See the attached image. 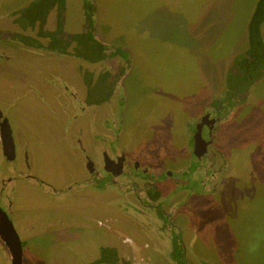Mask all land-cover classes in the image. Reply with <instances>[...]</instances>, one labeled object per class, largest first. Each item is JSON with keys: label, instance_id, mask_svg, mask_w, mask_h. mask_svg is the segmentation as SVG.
I'll use <instances>...</instances> for the list:
<instances>
[{"label": "rangeland", "instance_id": "rangeland-1", "mask_svg": "<svg viewBox=\"0 0 264 264\" xmlns=\"http://www.w3.org/2000/svg\"><path fill=\"white\" fill-rule=\"evenodd\" d=\"M95 1L104 38L142 50L122 77L121 100L113 99L109 106L101 104L95 110L93 105L85 106L84 114L80 111L70 118L74 106L63 115V100L72 97L65 85L82 92L80 72L86 67L95 77L109 72L116 78L124 60L89 65L58 55L60 61H51L17 38H4L6 32L12 37L18 30L7 12L28 0H0V20L7 21L0 23V110L16 146L13 160L1 159L0 171L6 165L9 174H0V204L22 243V264H105L96 255L97 246L110 230L96 221L106 217L116 221L118 213L120 223L133 231L125 235L119 227L122 240L105 242L115 249L117 264H175L169 258V227L147 233L159 217V201L145 192L152 183L143 178L135 190L115 180L114 186L104 188L98 179L93 181L101 185L96 191L82 181L87 159L95 157L85 151L87 137L103 127L121 136L110 135L106 148L127 149L131 144L133 154L153 166L179 165L187 148H192L189 125L197 126L199 115L207 109L198 108L208 98L199 95L217 99L224 94L227 66L247 45L243 19L249 20L257 0ZM81 3L66 0V29H82ZM55 27L53 8L44 28ZM261 31L264 39V23ZM248 92L226 121L216 126L213 150L212 144L208 146L196 168L208 174L205 178L183 172L179 175L182 189L174 179L155 184L164 212L176 206L171 214L178 225L173 224L182 232L188 264H264V76ZM218 112L226 111L222 107ZM210 133L207 127L202 130L204 138ZM28 143H33L32 148ZM194 159L189 158L187 165L194 168L198 162ZM144 162L143 166L150 165ZM5 176L9 185L1 184ZM129 189L139 196L137 201L126 193ZM141 216L147 218L145 222L139 221ZM127 237L132 240H123ZM0 264H11L2 239Z\"/></svg>", "mask_w": 264, "mask_h": 264}, {"label": "trees", "instance_id": "trees-1", "mask_svg": "<svg viewBox=\"0 0 264 264\" xmlns=\"http://www.w3.org/2000/svg\"><path fill=\"white\" fill-rule=\"evenodd\" d=\"M95 2V0H82L83 27L80 31H71L64 27L66 0H28L23 7L7 12L13 16L11 20L16 24L18 30L13 33L12 37L8 36L6 32L4 38H17L20 43L30 46V50L49 57L51 61L55 62L60 61L58 55H62L63 57H74L82 63H90L89 65L105 60H118V58L129 64L130 60L137 58V48L111 44L104 38L105 36L102 34L104 26L98 21ZM53 8L56 9V27L53 30H47L44 28L47 15ZM137 13L133 12L132 15ZM2 22L4 20L1 19L0 23L3 24ZM6 23L7 21L4 22V24ZM263 23L264 0H257L247 22V45L241 49L231 65L227 66V72L223 76L226 82L224 94L212 101L213 105H223V101L226 100L227 110L232 109L240 102L237 97L241 98L249 86L264 76V39L261 31ZM30 28L35 30L33 34L29 33ZM87 69L86 67V70L83 69L80 73L87 82L88 104L97 105L109 100L110 90L115 83L111 82V74L103 72L97 80L93 81L92 72ZM114 79L116 81L117 78ZM235 98L236 101H233ZM157 194L158 192L154 194V197ZM159 214L163 216L161 210ZM178 238V234L172 238L171 261H174L175 264H186L185 255L176 241ZM100 259L105 264H117L116 251L112 248H105Z\"/></svg>", "mask_w": 264, "mask_h": 264}, {"label": "flooded vegetation", "instance_id": "flooded-vegetation-1", "mask_svg": "<svg viewBox=\"0 0 264 264\" xmlns=\"http://www.w3.org/2000/svg\"><path fill=\"white\" fill-rule=\"evenodd\" d=\"M96 63H99V62H96ZM88 64H90V63H88ZM129 64H127V63H120L119 64V68L117 70V71H119L118 72L119 74L115 75V77L117 78L116 81H115V79L113 77H111V79H112L111 82H115V83H114V86L110 90L109 100H107L105 102H102L101 104H106L107 103L106 104V107H107V106L110 105V103H111V101L113 99H117V100H121L122 99V94L119 92V88L118 87L120 85V82L122 80V77H123L126 69L129 68ZM124 68H125V70H124ZM90 71H92V70H90ZM97 78L98 77H95V75L93 73L92 80L93 79L97 80ZM82 80H83V91L82 92L78 91V90H75L73 92L70 85H67V84L65 85V88L67 90H70V95L72 97L69 98V100H67V99L63 100V108H64L63 109L64 110L63 111V115H68L66 113V108L74 106L73 114L68 115L70 118L76 117V114H78L80 111H82V114H84L85 106H90L88 104V101H87V94H88L87 82H86V79L82 78ZM249 88H250V86L246 89V92L242 95L241 98L237 97L240 100V102L243 99H246L245 95H246V93L247 94L249 93L248 92ZM222 95L223 94L221 93L218 96V98L220 96H222ZM215 99H216V97H213V98L208 97L205 100V105H203V106H199V104L197 105L199 109L207 108L205 111H203L199 115V117L197 119V122H196L197 125H199V124L202 125L201 126V138H202V141L200 140V145H206V151L200 156H196V154L194 153V148H195L194 134H195V132L197 130V126L195 125V127H193V124L189 125V126H191V127H189V130H191V132H190L191 139L190 140H191L192 148L191 149L187 148V152L184 153V156H183L184 158H183V160L181 161V163L179 165H173V163L170 162V164H165V166H166L165 168H161V166H153L150 160H148L146 158L142 159V158L136 157L133 154V150L131 149V147H132L131 144L127 145V149L122 148L120 150H117L116 148H113L111 145H109L106 148L104 142L105 141H109L110 142L109 139L111 138V136H116V138H119L121 136H120L119 132L114 134V133H111L109 130L105 131L104 129H102L103 127L102 128L100 127L101 132H99L97 130H94L92 132V135L90 134V138L87 137L88 146L86 147L87 149L85 148V151L87 153H88V151H90V152L94 153L95 157L87 159V162H86L87 163V166H86L87 173L84 174V177L82 178V181L85 180L84 183L90 185L94 190L98 191V190L101 189V185H98V184L95 183L96 181H99V180L102 182V184L103 183L105 184L104 188H108L110 185L114 186L115 185L114 184L115 180H121L123 184H125L127 186H130V187H132L135 190H137V188H138L139 180H141L143 178L147 179L148 183H152L151 185H149L145 189L146 196L148 198L152 199V200L159 201V204L157 205L156 210H159V211L161 210L162 213H163V216H160L159 212L157 213L159 217L156 216L154 218L155 219V228H152V232H147V233H149V234L151 233V235L157 234L156 233L157 231H163L164 229L165 230L168 229L166 227H169L170 234H171L170 242H169V245H170L169 248L171 249L170 250L171 252H172V249H173V247H172V238H173V236L175 234L176 235L178 234L179 238L176 239V241L178 242V244H179V246L181 248V251H183V254L185 255L186 264H188V262H187L186 253H185V250H184L182 232H181V230L179 229L178 226H177L178 229H176V227H174L173 222L176 223V220L172 217V214H171V212H173V210L176 208V206H174V208L171 209L170 211H166L165 210V212H164V209H163L164 202H162V203L160 202V201H162V196H161V194L159 192V189L155 186V184L158 181H161V180H164V179H171V180L174 179L175 182L177 184H179V188H180V186H182L180 184L181 183V179L179 177L180 173H183V172L199 173V174H194V175H196L198 177L200 176L202 178H205V176L208 175V174L200 173V171H197L196 168L198 167V164L200 162L203 163L204 160L201 161V159L207 153L208 146H210L212 144V149L211 150H213L214 138L212 137V135H213V132L217 131L215 129L216 126L217 125H221L223 121H226V119L229 116V113L232 110V109L227 110L226 100H225V102L223 101V105L222 104H219L217 106L213 105L212 101H214ZM233 101H236V98L233 99ZM188 103H189V101H188ZM101 104H97V105L91 104V105H93V108L95 110V108L98 109L99 108L98 106L101 105ZM186 104H187V101H186ZM222 107L225 108L226 112L219 113L218 109H220ZM4 119H6L7 123L9 124L8 119L5 117V114L0 110V122L3 121ZM60 120L62 122V118ZM103 120H104V125L107 126L106 116L103 117ZM9 127H10V125H9ZM205 127H207V129H209L211 131V133L209 134L208 138H204V136L202 135V130ZM11 135H12V131H11ZM12 139H13V137H12ZM13 143H14V155H13V157L8 158L5 155L4 151H3L2 139H1V134H0V146L2 147V153H3L2 155H0V163H1V159L2 158H5L7 161L14 159L15 151H16V146H15L14 139H13ZM70 152H71V149L69 150V153ZM192 157H196V159H194V160L198 161L194 168L187 165V161L189 160V158L191 159ZM145 160H147L150 165L143 166V164L145 163L144 162ZM184 160H186V163L182 164V162ZM100 165H102L101 169H102L103 173L100 170ZM170 165H173L172 166L173 168H170L169 167ZM184 165H186L185 168L181 167V166H184ZM174 166H179V167H181V169L175 170ZM7 169H8V167H6V165H5L3 170L0 171V174H8V170ZM5 177L6 178L2 180L1 184L2 185H5V184L9 185V179L10 178H7V176H5ZM93 181H95V182H93ZM116 185H117V183H116ZM118 185H120V184L118 183ZM180 189H182V188H180ZM127 192L131 193L132 197H133L132 199L136 198L135 201H137V199L139 197V196H137V194L135 195L131 189L126 191V193ZM156 192H158V194L154 197V194ZM124 200L126 201V199H124ZM105 205H106V202H105ZM0 208L8 214V211L5 210L1 206V204H0ZM128 208H129V206H128ZM135 211H136V209H135ZM115 215H117V214H115ZM8 216H9V214H8ZM118 216H119L120 220L116 219V221H115V220H112V219L106 217V218H99L96 221L98 226L106 227L108 230H110L108 232L107 238L103 242H100L98 244V246H97L98 254H96V255L97 256L99 255L100 258H102V252H104L105 248H111V247H109L111 245V243H107L106 244L105 243L106 241H108V240L112 241L113 240V241H116V242H120L122 240L123 235L121 234V232L119 230V227H121L122 232L125 235H127V234L129 235L130 231H133V229H129L125 224L122 225L120 223V221H123L122 214L118 213ZM141 217H143V216H141ZM146 219L147 218L143 217V218H140L139 221H144L145 222ZM160 225H162L164 228L163 229L161 227L159 228ZM127 238L123 239V240H125V241L132 240L130 237H127ZM108 244H110V245L108 246ZM146 244L147 243H145V245ZM171 252L169 253V258L170 259H172L171 258ZM142 259H143V257H141V260Z\"/></svg>", "mask_w": 264, "mask_h": 264}, {"label": "water", "instance_id": "water-1", "mask_svg": "<svg viewBox=\"0 0 264 264\" xmlns=\"http://www.w3.org/2000/svg\"><path fill=\"white\" fill-rule=\"evenodd\" d=\"M201 126L202 125L200 124L197 125V130L194 134V138H195L194 153L196 154V156H200L206 151V145H200V140L202 141ZM0 134L2 139V147L5 155L8 158L13 157L14 143L11 135V129L6 119L0 122ZM0 238L8 248L11 264H22V243L8 214L5 211H3L1 208H0Z\"/></svg>", "mask_w": 264, "mask_h": 264}, {"label": "crops", "instance_id": "crops-1", "mask_svg": "<svg viewBox=\"0 0 264 264\" xmlns=\"http://www.w3.org/2000/svg\"><path fill=\"white\" fill-rule=\"evenodd\" d=\"M200 1H206V0H200ZM243 20H246V22H248V19H247V17H245ZM135 48H137V50L138 51H141L142 50V48L140 47V46H134ZM199 96H207V97H209L210 95H206L205 93H203V94H200ZM28 146L30 147V148H32V146H33V143H28ZM8 174H9V171H8Z\"/></svg>", "mask_w": 264, "mask_h": 264}]
</instances>
